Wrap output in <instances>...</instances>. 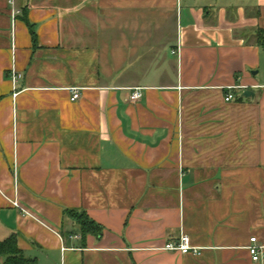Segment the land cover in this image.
<instances>
[{
    "label": "crops",
    "instance_id": "0c3cea01",
    "mask_svg": "<svg viewBox=\"0 0 264 264\" xmlns=\"http://www.w3.org/2000/svg\"><path fill=\"white\" fill-rule=\"evenodd\" d=\"M15 5L0 0V240L36 264H264V0ZM182 232L198 252L166 248Z\"/></svg>",
    "mask_w": 264,
    "mask_h": 264
},
{
    "label": "trees",
    "instance_id": "16d2710c",
    "mask_svg": "<svg viewBox=\"0 0 264 264\" xmlns=\"http://www.w3.org/2000/svg\"><path fill=\"white\" fill-rule=\"evenodd\" d=\"M35 40V31L32 25H29ZM258 41L264 46V31L258 32ZM66 217L71 218L75 224H77L82 234L85 236L89 233L101 236L103 233V226L97 223L95 220L90 218V216L85 211H77L73 209H67L65 211ZM0 261L3 264H36V258H29L25 256L23 250L18 246L17 236L12 233L7 238L0 240Z\"/></svg>",
    "mask_w": 264,
    "mask_h": 264
},
{
    "label": "built area",
    "instance_id": "2783aa9c",
    "mask_svg": "<svg viewBox=\"0 0 264 264\" xmlns=\"http://www.w3.org/2000/svg\"><path fill=\"white\" fill-rule=\"evenodd\" d=\"M11 6H12V17L14 20L17 18L18 14L21 12L19 8L16 7L15 5V0H9ZM12 80L14 82V85L17 86V83L22 79L23 73L19 72L17 70H12L11 74ZM71 100L75 101L78 98H80L81 92L79 88H71ZM143 96V87H136L134 88L130 98L132 100H137ZM234 98V95L232 93L227 94L226 100H231ZM14 205L17 207H20L24 212L29 213L27 210L22 208L17 200H15ZM257 237L253 236L251 238L252 244L249 245V250L252 255L253 260L259 261L261 257L264 254V245H260L257 243ZM166 248L169 250H174V251H181L182 253H189V252H198L199 248L195 247L191 244V238L190 235L182 232L181 235L179 236L178 240L175 242H169L166 244Z\"/></svg>",
    "mask_w": 264,
    "mask_h": 264
},
{
    "label": "water",
    "instance_id": "95a60500",
    "mask_svg": "<svg viewBox=\"0 0 264 264\" xmlns=\"http://www.w3.org/2000/svg\"><path fill=\"white\" fill-rule=\"evenodd\" d=\"M254 94H255V92L252 91V90H250V89H246V90H244V92H243V96H245V97L254 96Z\"/></svg>",
    "mask_w": 264,
    "mask_h": 264
},
{
    "label": "rangeland",
    "instance_id": "374dc122",
    "mask_svg": "<svg viewBox=\"0 0 264 264\" xmlns=\"http://www.w3.org/2000/svg\"><path fill=\"white\" fill-rule=\"evenodd\" d=\"M262 73L264 74V67L262 68ZM237 95L242 98L243 97V92H239Z\"/></svg>",
    "mask_w": 264,
    "mask_h": 264
}]
</instances>
